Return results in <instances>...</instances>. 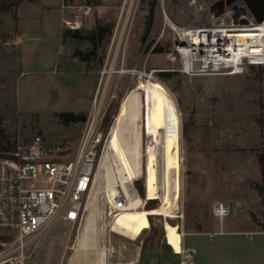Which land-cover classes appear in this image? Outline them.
Segmentation results:
<instances>
[{
  "label": "rangeland",
  "instance_id": "1",
  "mask_svg": "<svg viewBox=\"0 0 264 264\" xmlns=\"http://www.w3.org/2000/svg\"><path fill=\"white\" fill-rule=\"evenodd\" d=\"M151 1L21 0L10 11H0L2 128L10 140L18 132L28 140L39 135L45 141H60L71 157L84 121L64 124L58 113L72 112L86 118L92 108L100 109L102 120L106 117L109 122L105 130L102 128L107 135L127 92L142 90L146 80L163 86L179 118L178 189L171 192L174 213H147L132 219L128 227L108 224L119 234H109L115 248L109 261L133 259L136 250L141 255L150 224L163 229L158 244L167 241L176 246L180 232L206 229L211 221L212 232H225L212 234L211 246L205 240L208 236L183 237L198 259H208L203 264H264V230L259 227L264 222V197L256 189L264 187V169L258 161L259 155L264 156V66H244L230 75L180 72V59L172 51L175 33L171 25L220 22L211 9L217 0H155L152 24L146 31ZM83 5H90L91 11L79 29L88 30L96 21L111 25L98 52L99 65L86 66L73 55L74 49L86 51L87 42L60 38L61 31L69 29L63 20L71 19L74 7ZM155 47L163 51L155 52ZM161 72L170 75L162 78ZM141 140L144 149L150 141L144 131ZM115 150L121 153L119 147ZM143 160L147 170L148 159ZM137 179L144 189L143 177ZM144 196L149 197L145 190ZM153 197L158 198L155 208L161 202L158 196ZM96 199L89 220L87 210L74 223L59 219L27 245L29 251L36 244L30 263L65 264L72 253L66 246L74 244L82 232L86 244L96 247L100 212L103 208L107 228L110 211L107 203L100 205ZM216 200L229 208L222 219L211 214ZM175 210L179 218H174ZM105 232L107 235L108 230ZM155 250L156 246L151 252Z\"/></svg>",
  "mask_w": 264,
  "mask_h": 264
},
{
  "label": "built area",
  "instance_id": "2",
  "mask_svg": "<svg viewBox=\"0 0 264 264\" xmlns=\"http://www.w3.org/2000/svg\"><path fill=\"white\" fill-rule=\"evenodd\" d=\"M219 1L211 9L220 22L196 26L171 25L175 33L172 51L180 59V72L187 75H230L240 72L244 66H264V20L257 22L242 0L222 7L218 5ZM90 11V5L76 6L72 18L63 20L64 24L69 29H79ZM249 32L254 34L241 38L244 36L241 34ZM102 118L100 109L89 110L71 157H67L60 141H45L39 135L28 140L18 132L13 138V150L0 154V233L3 236L0 240V264H31L36 244L29 251L26 247L36 241L38 235L45 233L59 219L74 223L83 217L85 203L95 188L96 173L101 169L100 159L108 135L102 130ZM136 179L132 180L130 193L116 185L112 202L108 203L110 211L106 219L108 234L105 233L103 243L104 264L139 262L140 253L133 259L109 261L115 251L109 234H119L111 231L108 224L118 211L128 207L131 198L139 196L133 185ZM146 201L143 199L139 207H143ZM177 210L174 218L181 216ZM211 214L222 219L229 214V208L224 201L216 200ZM66 248L73 253V244ZM179 255L181 264H189L192 250L181 244Z\"/></svg>",
  "mask_w": 264,
  "mask_h": 264
},
{
  "label": "bare ground",
  "instance_id": "3",
  "mask_svg": "<svg viewBox=\"0 0 264 264\" xmlns=\"http://www.w3.org/2000/svg\"><path fill=\"white\" fill-rule=\"evenodd\" d=\"M253 34L252 32L241 34L244 35L241 38ZM119 107L101 155L99 164L101 169L97 171L95 177L96 187L90 192L85 203L87 219L89 220L90 214L93 213L95 196L100 205L111 203L112 196L116 192V185H120L127 193H130L132 180L140 176L143 177L146 195L158 196L160 205L146 210L144 206L139 207L142 199L134 196L130 199L128 207L118 211L110 223L117 222L121 227L126 225L128 227V222H132V219L147 213L173 216L171 192L178 189L175 174L180 167L176 142L179 118L174 103L163 86L146 80L142 90L134 88L127 92L120 101ZM143 131L150 138L144 149H142L141 140ZM112 140L119 147L120 154L115 150ZM143 157L148 159L147 170L144 167ZM102 211L100 212L101 224L97 229L96 247L87 245L86 235L83 232L78 234V232L76 242L73 244L74 251L66 264H104L103 243L106 222H104L105 211ZM181 235L180 232L179 236ZM180 250L181 245L179 252Z\"/></svg>",
  "mask_w": 264,
  "mask_h": 264
},
{
  "label": "trees",
  "instance_id": "4",
  "mask_svg": "<svg viewBox=\"0 0 264 264\" xmlns=\"http://www.w3.org/2000/svg\"><path fill=\"white\" fill-rule=\"evenodd\" d=\"M21 0H0V11L7 12L10 11L13 6L19 4ZM91 4V1H88ZM155 8V0L151 1L148 8L147 20H146V31H148L151 27L152 20H153V13ZM111 32V25L102 24L98 21L95 22L93 27L88 30L83 29H63L61 31L60 38L63 40L67 37L85 41L88 43L89 48L86 51H81L78 49H74L73 55L77 56L86 66H90L92 63L99 65L100 59L98 56L99 49L101 47V43L104 38L110 34ZM155 52L163 51L161 47L153 48ZM251 67V66H250ZM262 70V69H260ZM162 78L167 77L170 75L168 72H161L160 73ZM58 118L61 120L62 123L68 124L70 122H79L85 120V115L83 114H74L72 112H60L57 114ZM109 125V122L106 117L102 120V128L105 130ZM115 149L118 150L117 145L114 143ZM14 148V140H10L9 136L5 134L4 129L1 125L0 120V154H6L9 151L13 150ZM119 151V150H118ZM258 161L260 163L261 169H264V156L261 154L258 156ZM133 185L140 196V198L147 199L145 202L144 207L146 209H151L157 204V199L155 197H145L144 196V189L142 183L136 179L133 181ZM256 189L259 191L262 197H264V187L256 186ZM150 217L148 216V221L150 224ZM259 227L261 230H264V222L259 223ZM163 231L162 227H155L150 224V233L146 236V238L142 241L141 250L143 251L146 247H150L153 249L154 246H159L158 242V234ZM199 231V230H197ZM3 239V236H0V240Z\"/></svg>",
  "mask_w": 264,
  "mask_h": 264
},
{
  "label": "crops",
  "instance_id": "5",
  "mask_svg": "<svg viewBox=\"0 0 264 264\" xmlns=\"http://www.w3.org/2000/svg\"><path fill=\"white\" fill-rule=\"evenodd\" d=\"M214 233L222 234L225 232L223 230L212 232L211 231V221H210L209 226L206 229L199 230V231H186L185 233H183V235L179 237V241L176 244V246H170L165 239L166 244H159L156 250L152 253V264H181L180 263L181 255H179V248L181 244L192 250V256H191L189 264L206 263L208 259L207 258L198 259L197 256H195L196 252H194L192 247L186 243H183V237L186 236L187 234L190 236H194V237L208 236V238L205 240L207 241V245L211 246V244L214 243V238L212 236V234L214 235ZM203 243L205 242L203 241ZM138 253H139V250H136L134 253V258L137 256ZM213 255L216 256L215 253H213Z\"/></svg>",
  "mask_w": 264,
  "mask_h": 264
},
{
  "label": "water",
  "instance_id": "6",
  "mask_svg": "<svg viewBox=\"0 0 264 264\" xmlns=\"http://www.w3.org/2000/svg\"><path fill=\"white\" fill-rule=\"evenodd\" d=\"M236 0H221L219 6L222 7L224 4H230ZM247 5L249 11L257 22L264 20V0H242ZM137 264H152V252L150 247H146L139 258Z\"/></svg>",
  "mask_w": 264,
  "mask_h": 264
}]
</instances>
